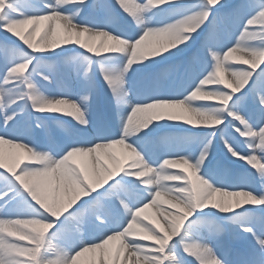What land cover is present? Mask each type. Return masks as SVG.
<instances>
[{
    "label": "snow or ice",
    "instance_id": "obj_1",
    "mask_svg": "<svg viewBox=\"0 0 264 264\" xmlns=\"http://www.w3.org/2000/svg\"><path fill=\"white\" fill-rule=\"evenodd\" d=\"M86 256L264 264V0H0V264Z\"/></svg>",
    "mask_w": 264,
    "mask_h": 264
},
{
    "label": "bare ground",
    "instance_id": "obj_2",
    "mask_svg": "<svg viewBox=\"0 0 264 264\" xmlns=\"http://www.w3.org/2000/svg\"><path fill=\"white\" fill-rule=\"evenodd\" d=\"M38 38V37H37ZM83 39V38H82ZM79 50V49H78ZM226 50V49H225ZM208 87H211V86H208ZM222 87V86H221ZM12 153L13 157H14V150H8L6 148V153ZM116 156L118 159L121 158V155H120V150L119 149H116L114 150ZM103 163L106 164V166L109 164V162L107 160H102ZM124 164H125V167H127V161H123ZM250 167V166H249ZM161 208H164V207H167V205H164V204H161L160 205ZM155 211L156 209L155 208H149L146 210V212L144 213V215L150 217V218H153L154 220H158L160 219L159 217H155ZM147 222V221H145ZM117 242H113V246L116 244ZM90 255V254H89ZM84 260V264H88V257L86 256L85 258H82Z\"/></svg>",
    "mask_w": 264,
    "mask_h": 264
}]
</instances>
